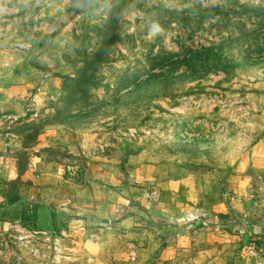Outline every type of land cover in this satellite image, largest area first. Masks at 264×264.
<instances>
[{"label": "rangeland", "instance_id": "rangeland-1", "mask_svg": "<svg viewBox=\"0 0 264 264\" xmlns=\"http://www.w3.org/2000/svg\"><path fill=\"white\" fill-rule=\"evenodd\" d=\"M1 132L23 165L28 148L225 179L264 144V0H0ZM21 211L0 212V264H101L66 220L44 232ZM197 231L178 264H234Z\"/></svg>", "mask_w": 264, "mask_h": 264}, {"label": "crops", "instance_id": "crops-1", "mask_svg": "<svg viewBox=\"0 0 264 264\" xmlns=\"http://www.w3.org/2000/svg\"><path fill=\"white\" fill-rule=\"evenodd\" d=\"M7 135L0 133V212L11 216L20 209L22 220L33 209V224L44 232L59 231L66 220L69 230L60 234L77 246L85 240L99 253L94 263L178 264L185 248L198 242L190 239L197 228L206 226L216 241L241 251L233 253L234 264H264V144L216 180L170 175L133 158L74 169L28 148L23 165L16 157L25 153L14 133ZM69 170H81L82 179L71 180Z\"/></svg>", "mask_w": 264, "mask_h": 264}, {"label": "trees", "instance_id": "trees-1", "mask_svg": "<svg viewBox=\"0 0 264 264\" xmlns=\"http://www.w3.org/2000/svg\"><path fill=\"white\" fill-rule=\"evenodd\" d=\"M36 220H37V216L36 213L33 211V209L27 210V213L25 210V213L22 216V221H24L25 223H35Z\"/></svg>", "mask_w": 264, "mask_h": 264}, {"label": "built area", "instance_id": "built-area-1", "mask_svg": "<svg viewBox=\"0 0 264 264\" xmlns=\"http://www.w3.org/2000/svg\"><path fill=\"white\" fill-rule=\"evenodd\" d=\"M68 172L71 180L77 178L80 181L82 179L83 173L81 170H69Z\"/></svg>", "mask_w": 264, "mask_h": 264}, {"label": "water", "instance_id": "water-1", "mask_svg": "<svg viewBox=\"0 0 264 264\" xmlns=\"http://www.w3.org/2000/svg\"><path fill=\"white\" fill-rule=\"evenodd\" d=\"M75 9H76L77 11H82V10H83V6H82V4H80L79 6H76Z\"/></svg>", "mask_w": 264, "mask_h": 264}, {"label": "clouds", "instance_id": "clouds-1", "mask_svg": "<svg viewBox=\"0 0 264 264\" xmlns=\"http://www.w3.org/2000/svg\"><path fill=\"white\" fill-rule=\"evenodd\" d=\"M155 30H158V29H155Z\"/></svg>", "mask_w": 264, "mask_h": 264}]
</instances>
